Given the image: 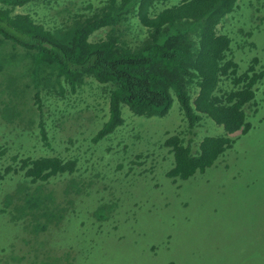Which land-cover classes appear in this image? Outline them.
<instances>
[{
  "label": "rangeland",
  "instance_id": "374dc122",
  "mask_svg": "<svg viewBox=\"0 0 264 264\" xmlns=\"http://www.w3.org/2000/svg\"><path fill=\"white\" fill-rule=\"evenodd\" d=\"M88 1L94 6L100 4V0H41L17 6L14 12L30 13L35 21L52 26L68 22L73 13L86 11ZM174 1L167 0L166 4ZM240 1L245 6L244 0ZM255 8L253 15L250 8H243L228 19L233 23L225 29L235 32L236 42L247 36L237 34V27L253 29L247 44L234 45L239 71L245 70L254 56L259 60L255 68L264 69V0H255ZM104 33L98 30L95 36ZM128 36L135 38L132 33ZM20 65L13 69L16 78V72L23 69ZM6 69L0 71V149H5L1 160L0 264H14L12 257L16 255L23 256L22 264L49 257L51 264H264V77L256 90L255 98L263 97L258 112L252 115L254 105L246 107L253 124L250 130L241 134L216 164L188 179L174 181L163 173L172 162L163 139L182 130L185 139L193 138L194 150L204 136L224 133L209 116L203 115L190 130L185 128L187 122L176 98L161 117H136L123 106L122 125L109 137L94 142L92 136L108 115L103 84L88 78L72 91L62 83L64 91L43 90L37 100L33 88L18 94L8 91L5 84L13 75ZM230 85L223 81L220 88ZM13 99L18 102L14 108L10 104ZM6 105L11 112L32 106V118L40 116L43 127L14 126L2 114ZM44 154L76 156L75 174L81 173L82 180L80 199L88 197V189L94 195L77 201L59 177L42 181L41 196L51 189L54 201L48 204L41 199L39 219L46 229L35 234L34 228L29 231V224L22 229L1 210L7 196L15 212L23 202L22 195L34 191L35 184L20 169L21 159ZM13 155L17 158L12 159ZM19 184L27 186L25 191ZM81 203L93 208L103 205L104 209L111 205L113 211L119 210L106 222L96 225L88 219L85 224L89 209L82 208ZM30 210L31 215L29 207L26 209L33 224V213L38 210ZM49 211L51 220L47 218ZM27 212L22 214L27 216ZM59 214L63 218H58ZM60 221L61 228L51 238L49 227ZM70 238L74 240L68 242Z\"/></svg>",
  "mask_w": 264,
  "mask_h": 264
},
{
  "label": "trees",
  "instance_id": "16d2710c",
  "mask_svg": "<svg viewBox=\"0 0 264 264\" xmlns=\"http://www.w3.org/2000/svg\"><path fill=\"white\" fill-rule=\"evenodd\" d=\"M33 1L41 0H0V44L4 46H0V71L7 68L13 75L5 87L14 94L33 88L34 97L39 100L43 90L45 93L56 88L58 92L64 91L62 83L72 91L88 78L103 84L108 115L92 136L94 142L109 137L122 125L123 106L136 117H161L167 114L176 98L187 122L185 128L192 130L205 115L224 129L223 134L199 139L194 150L193 138L185 139L182 130L163 139L162 145L168 149L172 161L163 173L174 181L185 180L216 164L238 137L253 126L246 107L254 105V115L261 106L262 95L259 100L255 97L264 69L255 68L259 60L254 56L248 67L239 71L233 54L234 45L247 44L253 29L237 27V34L247 35L237 42L235 32H225V29L233 23L228 19L243 8H250L253 15L255 0H244L246 7L240 0H175L170 5L166 4L167 0H100L96 6L88 1L86 11L73 13L68 22L52 26L35 21L30 13L14 12L17 6ZM247 22L248 18L245 25ZM250 24H254L252 17ZM98 30H103L104 36H95ZM128 33L137 39L135 43V38H129ZM18 65L23 69L16 72V78L13 69ZM223 81L231 84L228 89L220 88ZM4 82L2 80V85ZM15 101H9L13 108L18 104ZM33 111V107L28 106L11 112L6 105L2 114L22 129L28 124L43 127L40 116L37 120L32 118ZM16 119L20 121L15 122ZM41 130L45 134V130ZM237 131L240 133L235 134ZM4 151L0 149V188L4 178L1 170ZM76 167V156L44 154L21 159L24 177L35 186L33 192L26 191L22 195L23 202L15 212L22 214L29 207L31 215L30 209L35 208L38 210L33 213L35 221L29 222L28 212L27 216L22 214L21 219V214L12 210L10 196L5 198L1 212L22 229H27L29 224V231L34 228L33 232L39 234L46 229L39 219L41 199L48 204L54 201L51 189L47 188L41 196V182L59 177L69 190L82 192L81 173L75 174ZM18 187L25 191L27 186L19 184ZM85 194L94 195L92 189ZM81 206L89 209L85 224L88 219L96 225L106 222L119 210L113 211L111 205L106 209L103 205L97 209L84 203ZM47 214L51 220L53 214L50 211ZM58 218H63V214ZM60 223L49 227L47 234L51 238L61 228ZM73 240L70 238L68 242ZM20 257H12L14 264L23 263ZM49 259L33 258L36 262L31 261V264H51Z\"/></svg>",
  "mask_w": 264,
  "mask_h": 264
},
{
  "label": "clouds",
  "instance_id": "9594fccd",
  "mask_svg": "<svg viewBox=\"0 0 264 264\" xmlns=\"http://www.w3.org/2000/svg\"><path fill=\"white\" fill-rule=\"evenodd\" d=\"M69 191H73L74 192V195H76V200H77V196H79V195H81V192H77V191H75V190H69ZM79 199H80V197H79ZM85 198H82L81 200H84Z\"/></svg>",
  "mask_w": 264,
  "mask_h": 264
}]
</instances>
